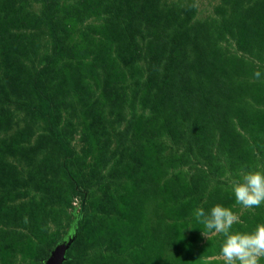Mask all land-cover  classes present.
<instances>
[{
  "label": "rangeland",
  "instance_id": "obj_1",
  "mask_svg": "<svg viewBox=\"0 0 264 264\" xmlns=\"http://www.w3.org/2000/svg\"><path fill=\"white\" fill-rule=\"evenodd\" d=\"M252 171L264 0H0V264H224L195 211L253 232Z\"/></svg>",
  "mask_w": 264,
  "mask_h": 264
},
{
  "label": "clouds",
  "instance_id": "obj_2",
  "mask_svg": "<svg viewBox=\"0 0 264 264\" xmlns=\"http://www.w3.org/2000/svg\"><path fill=\"white\" fill-rule=\"evenodd\" d=\"M256 71L254 77L261 78ZM233 191L236 204L243 208L259 207L264 203V171H252L242 174V180L234 183ZM195 217L204 225L203 234H222L224 242L220 258L224 264H261L264 259V224H260L253 232L241 233L231 231L232 226L240 222L239 214L231 208L215 205L209 213L204 208H197Z\"/></svg>",
  "mask_w": 264,
  "mask_h": 264
},
{
  "label": "water",
  "instance_id": "obj_3",
  "mask_svg": "<svg viewBox=\"0 0 264 264\" xmlns=\"http://www.w3.org/2000/svg\"><path fill=\"white\" fill-rule=\"evenodd\" d=\"M69 237V236H68ZM76 234L68 239L60 241L50 252L49 256L44 260L45 264H63L66 260V252L73 243Z\"/></svg>",
  "mask_w": 264,
  "mask_h": 264
},
{
  "label": "trees",
  "instance_id": "obj_4",
  "mask_svg": "<svg viewBox=\"0 0 264 264\" xmlns=\"http://www.w3.org/2000/svg\"><path fill=\"white\" fill-rule=\"evenodd\" d=\"M180 76V75H179ZM179 76H176L175 77V79L177 80L178 78H180ZM195 98H197V97H195ZM176 99V98H175ZM188 99H192V98H188ZM176 102L177 103H179V100H177L176 99ZM218 105V104H217ZM216 105V106H217ZM217 108L216 107H213V108H211V111L213 112V113H217L218 114V116L220 117V112H217L218 110H216ZM211 120H213V121H215V120H217V122H218V118L215 116V117H213V119H211ZM213 121H211V123H214ZM219 123V122H218ZM215 124V123H214ZM212 125V124H211ZM211 125H209V126H211ZM228 129V128H227ZM229 131V130H228ZM60 138V137H59ZM232 136L228 139V142H231L232 141ZM225 142V141H224ZM240 142V141H239ZM243 143H244V140L243 139H241V143H240V146L242 147L243 146ZM83 199H84V195H83ZM83 199H82V205H81V212L79 213V215H78V219H79V216L81 215V213H82V210H83V208H84V202H83ZM75 234H76V231H75ZM72 245V244H71ZM70 249V248H69ZM69 249L67 250V254L66 255H68V252H69Z\"/></svg>",
  "mask_w": 264,
  "mask_h": 264
}]
</instances>
